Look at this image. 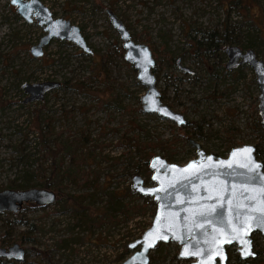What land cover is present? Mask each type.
I'll return each mask as SVG.
<instances>
[{
  "label": "rangeland",
  "instance_id": "374dc122",
  "mask_svg": "<svg viewBox=\"0 0 264 264\" xmlns=\"http://www.w3.org/2000/svg\"><path fill=\"white\" fill-rule=\"evenodd\" d=\"M40 1L53 17L76 24L91 52L70 41L51 38L40 56H32L28 48L41 35V28L34 20L25 22L8 0H0V189L26 167L37 173L39 166L47 169L49 159L43 155L42 137L51 139L49 146L45 144L51 149L66 139L87 137L85 149L78 146L76 151L92 154L94 162L82 169L97 173L100 189L117 193L130 185L131 175L137 172L134 165L142 162L134 153L136 141L164 144L163 148L144 146L142 151L158 153L177 164L195 156L187 137L194 138L205 152L221 156L242 143L264 150V138L259 135L264 134V127L257 116L258 89L252 69L240 65L225 70L223 52L217 56L199 51L194 42L207 32L224 28L231 39L264 40V0ZM107 8L134 40L148 44L154 58L151 71L155 85L162 100L183 115L184 124L176 125L141 110L143 86L136 80L132 65L122 58L121 40L109 23ZM161 34L167 39V47L176 50L180 63L192 73L165 61ZM258 47L261 51L255 53L264 59L262 46ZM222 68V75L215 74ZM44 79L57 80L59 85L42 99L23 101L20 82ZM65 79L71 86L62 85ZM67 154L57 153L56 160L65 165ZM256 156L262 160L264 152ZM139 174L144 184H152ZM61 183L62 192L85 189L79 180L62 179ZM135 194H125L123 200L128 205L140 204L142 199ZM105 199L102 194L89 205L91 214L103 208ZM66 205L63 196L57 194L48 204L28 201L16 213L0 212V245L14 241L24 248L22 259L0 264L117 263L128 254L125 243L149 224L154 207L128 208L126 217L103 218L87 229L77 224L63 208ZM251 240L253 250L263 257L264 236L254 232ZM177 249L175 242H163L148 252L147 264H188L189 259L176 257ZM226 253L225 264H245L234 259L237 252L233 245L226 247Z\"/></svg>",
  "mask_w": 264,
  "mask_h": 264
},
{
  "label": "water",
  "instance_id": "95a60500",
  "mask_svg": "<svg viewBox=\"0 0 264 264\" xmlns=\"http://www.w3.org/2000/svg\"><path fill=\"white\" fill-rule=\"evenodd\" d=\"M8 3L25 22L34 20L41 28V35L28 48L32 56H40L43 46L51 38L70 41L82 51L91 52L79 27L68 19L53 17L40 0H8ZM105 11L121 40L122 58L132 65L136 80L143 86L139 95L141 110L171 120L176 125L184 124L183 115L160 99L151 71L154 58L149 46L133 40L111 9ZM222 51L226 57L225 69L241 63L252 69L258 89L257 116L264 124L263 60L250 47L241 49L236 44H225ZM174 62L182 71L192 72L179 62L178 57ZM58 85L57 80L51 79L22 81L23 101L42 99L47 91ZM188 142L195 147V156L181 164L169 162L158 153L149 158L147 166L152 184H144L138 173L131 175V189L139 195L149 196L154 209L149 224L137 237L125 243L128 254L114 264H147L148 252L156 243L167 241L178 244L176 257L189 259L188 264H225L229 245L234 246L240 258L255 255L251 234L258 232L264 236V222L260 220L264 218V169L254 155V146L251 143L232 146L221 156L204 152L192 138H188ZM242 149H251V152ZM54 198L55 192L44 187L1 188L0 211L15 213L22 203L29 201L44 205L53 202ZM158 236L167 239H157ZM152 241H155L154 246L148 247ZM23 253V247L17 242L0 246V256L6 258L20 260Z\"/></svg>",
  "mask_w": 264,
  "mask_h": 264
},
{
  "label": "trees",
  "instance_id": "16d2710c",
  "mask_svg": "<svg viewBox=\"0 0 264 264\" xmlns=\"http://www.w3.org/2000/svg\"><path fill=\"white\" fill-rule=\"evenodd\" d=\"M209 34V38L207 39V35ZM226 29L224 28L221 31H215L212 30L210 32H207L204 37L201 39H195V49L206 52L208 51L211 54L214 55H220L222 53L221 47L225 44H240L244 48L247 47H254V51L257 53L260 49L258 45L260 44L262 46V54L264 55V40L260 39L259 43L255 40V42L248 38L245 40H242V37L235 36V38L231 39V37L226 36ZM130 37L134 40L133 36L130 35ZM161 48L164 49L163 55L166 58L165 61L169 63V65L173 66V56L176 55V50H170L167 47V39H165L161 34ZM136 41V40H135ZM60 42H64L63 40H60ZM255 43L257 46H255ZM201 45L204 46V49L200 48ZM261 51V50H260ZM106 56V55H105ZM102 58V57H101ZM262 59V58H261ZM101 60H104L102 58ZM263 63H264V59ZM104 63V62H102ZM130 65V64H129ZM131 66V65H130ZM238 70V68H237ZM225 72V70L222 68V70L218 73H215L217 75H222ZM71 83L67 82L65 79L62 82V85L65 86H71ZM161 100L163 99L160 95ZM163 101V100H162ZM164 102V101H163ZM39 121V118L37 119ZM194 133V132H193ZM199 134V132H198ZM42 147L45 149V152L43 155L45 158L49 159V163L47 165V169L41 168L39 166L38 173L37 172H31L27 170V167L22 169L19 175H17L15 178L9 180L4 187L2 188H13V189H20L25 188L29 186H38V187H44L49 188L55 192V196L57 194H60L63 196V201L66 202V206L63 207L65 210H69L70 216H73L76 218L77 224L84 226L85 228H92L94 225H96L100 220L103 218H106L108 220H113L116 218V215H120L121 218L127 216V210L128 208H134L139 209L143 208L146 204H154L153 200L149 198V196L146 195H139L136 193L135 195L137 197H140L142 199V202L140 204H134V205H128L127 201L123 200V197L125 194L132 195L135 191H133L129 186H126L125 189L119 191H107L104 189H100V183L97 182V173L92 169H87L84 171L82 169L83 165H86L90 161H93V155L88 154L84 151H76V147H84V144L87 140V137L80 135L79 137L72 138V140L66 139L63 141L61 146H59L56 149H51L48 147L49 145L47 143L51 142V139H46V137L41 138ZM76 140V141H75ZM48 141V142H47ZM75 141V142H74ZM73 142V143H72ZM47 144L48 146H46ZM134 148V153L138 155V157L142 158V162L140 165L135 164L134 168L137 171L136 173H142L145 175V178H149L150 170L147 166V158L151 157L153 155L152 151H142L144 146L148 147H154L159 146L160 148H163L164 144L156 141H136L134 145H132ZM61 152H68V161L65 165H62L61 160H56L57 153ZM162 156V155H161ZM116 159V157H113ZM46 170V171H44ZM46 172V174L44 173ZM141 175V174H140ZM62 179H71V181L75 182L76 180H79V184L84 187L85 189L80 193H67L62 192L61 189V180ZM14 180L18 181L15 182ZM105 195V204L102 205L103 208L99 209L96 208L95 212L96 214H91V209L89 205H93L94 201L100 198V195ZM153 208L151 210V213H153ZM20 220V219H19ZM1 242V241H0ZM161 244V242L156 243L154 247ZM227 254V253H226ZM228 256V255H227ZM227 259V258H226ZM234 259L238 262H242L245 264H264V256L261 257L259 254V251H255V255L253 257H248V259L240 258L237 254L234 255ZM1 263H7V260L0 259Z\"/></svg>",
  "mask_w": 264,
  "mask_h": 264
},
{
  "label": "flooded vegetation",
  "instance_id": "af4514ba",
  "mask_svg": "<svg viewBox=\"0 0 264 264\" xmlns=\"http://www.w3.org/2000/svg\"><path fill=\"white\" fill-rule=\"evenodd\" d=\"M148 45V44H147ZM224 46V45H223ZM222 46V47H223ZM222 47H221V50H222ZM241 49H244V48H241ZM151 50V49H150ZM223 52V51H222ZM152 53V52H151ZM176 57H178L179 58V62H180V56H178V55H176L175 57H173V65L176 67V65H175V62H174V60H175V58ZM225 62V61H224ZM224 64V63H223ZM240 65H247V64H245V63H241V64H238L237 66H240ZM236 66V67H237ZM236 67H234V68H236ZM178 68V67H177ZM223 68H224V66H223ZM234 68H232V69H234ZM179 69V68H178ZM190 69V68H189ZM225 69V68H224ZM232 69H225V70H232ZM181 70V69H180ZM192 70V69H191ZM182 71V70H181ZM183 72H185V71H183ZM187 72V71H186ZM192 72H193V70H192ZM191 72V73H192ZM188 73V72H187ZM160 94V93H159ZM160 96V95H159ZM161 99V98H160ZM162 101V100H161ZM163 102V101H162ZM165 103V102H164ZM167 104V103H166ZM168 105V104H167ZM169 106V105H168ZM170 107V106H169ZM259 120V119H258ZM259 124L261 125V126H263L264 127V124H262L260 121H259ZM262 138H264V134H259ZM188 138H192V137H187V142H188ZM192 139H194V138H192ZM195 140V139H194ZM196 141V140H195ZM197 142V141H196ZM189 143V142H188ZM198 143V142H197ZM199 144V143H198ZM252 144V143H251ZM253 145V144H252ZM192 146V145H191ZM254 146V145H253ZM193 148H194V152H195V147L194 146H192ZM199 147H201L200 145H199ZM202 148V147H201ZM261 148V147H260ZM203 149V148H202ZM204 150V149H203ZM204 152H205V150H204ZM254 155H255V157L261 162V165H262V168L264 169V165H263V163H264V158L261 160V159H259V157L258 156H256V153L257 154H260V153H263L264 152V150L262 149H259V148H257V147H255L254 146ZM206 153H208V152H206ZM55 199V198H54ZM54 201V200H53ZM36 205V204H35ZM3 211H6V210H3ZM0 212H2V211H0ZM12 213V212H11ZM16 213V212H15ZM14 242V241H13ZM12 243V242H11ZM10 243V244H11ZM9 245V244H8ZM8 245H6V246H8ZM0 246H2V247H6V246H3V245H0ZM21 246V245H20ZM22 247V246H21ZM23 250H24V248H23ZM23 255H24V253H23ZM0 259H4V260H7V262H9V260H13V259H11V258H6V257H3V256H0ZM1 263V262H0Z\"/></svg>",
  "mask_w": 264,
  "mask_h": 264
},
{
  "label": "snow or ice",
  "instance_id": "6c2138e0",
  "mask_svg": "<svg viewBox=\"0 0 264 264\" xmlns=\"http://www.w3.org/2000/svg\"><path fill=\"white\" fill-rule=\"evenodd\" d=\"M14 2H15V0H14ZM241 151L251 152V149H242ZM260 220H261V222H264V218H260ZM148 235H151V233H149ZM157 239H164V240H166L167 237L166 236H158ZM154 243H155V241H152V243H149L148 244V247L154 246ZM184 254L186 255L187 253H184ZM246 254H250V253H247L246 252Z\"/></svg>",
  "mask_w": 264,
  "mask_h": 264
}]
</instances>
